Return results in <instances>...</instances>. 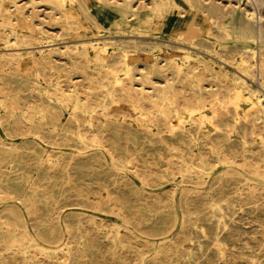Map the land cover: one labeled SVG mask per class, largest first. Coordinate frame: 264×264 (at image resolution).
Segmentation results:
<instances>
[{
	"label": "rangeland",
	"instance_id": "374dc122",
	"mask_svg": "<svg viewBox=\"0 0 264 264\" xmlns=\"http://www.w3.org/2000/svg\"><path fill=\"white\" fill-rule=\"evenodd\" d=\"M238 83L264 0H0V264H264Z\"/></svg>",
	"mask_w": 264,
	"mask_h": 264
},
{
	"label": "bare ground",
	"instance_id": "6f19581e",
	"mask_svg": "<svg viewBox=\"0 0 264 264\" xmlns=\"http://www.w3.org/2000/svg\"><path fill=\"white\" fill-rule=\"evenodd\" d=\"M251 16V15H250ZM258 19V18H257ZM3 20V19H2ZM97 49V48H96ZM101 51V50H100ZM94 52V51H93ZM98 52V51H97ZM98 54V53H97ZM95 57V56H94ZM129 55H124V60L125 61H127V59H129ZM123 58V57H122ZM94 59V58H93ZM252 59V58H251ZM102 60V59H101ZM100 60V61H101ZM250 60V59H249ZM254 63V62H253ZM252 63V64H253ZM103 65H104V63H103ZM106 65V64H105ZM178 66V65H177ZM246 66V65H245ZM244 65H243V67H245ZM174 68V67H173ZM110 71H112V70H110ZM246 76V75H245ZM113 79V78H112ZM119 79V78H118ZM117 80V79H116ZM114 82V81H113ZM116 82V81H115ZM236 82V81H235ZM242 82V81H241ZM118 83V82H117ZM116 83V84H117ZM233 84V83H232ZM245 87V86H244ZM243 87V85L242 84H237V85H235V86H233V93H234V95L236 96V98H243V99H245V100H249L250 101V111H252L253 112V115H255L256 116V111H257V109H258V107L259 106H261L262 107V109L264 110V89L262 90V91H260L261 93L259 94V92H258V94L259 95H255L254 96V94L252 93V92H250V90L248 91V90H246L245 88ZM172 88V87H171ZM141 89V88H140ZM231 90V89H230ZM144 92V91H143ZM229 92H231V91H229ZM130 94V93H129ZM232 94V93H231ZM233 95V94H232ZM151 100H152V98H151ZM219 100V99H218ZM159 103V102H158ZM135 104V103H134ZM156 105V104H155ZM200 106V105H199ZM238 106V105H237ZM260 107V108H261ZM202 109V108H201ZM247 109V108H246ZM245 109V110H246ZM261 109V110H262ZM190 110V112L191 111H193L192 110V108H190L189 109ZM236 110V109H235ZM262 110V111H263ZM199 111V110H198ZM189 112V111H188ZM260 112V111H259ZM196 113V112H195ZM235 113V112H234ZM189 114H192V113H189ZM199 114V113H198ZM236 114V113H235ZM259 116V115H258ZM260 118V117H259ZM264 118V117H263ZM255 119H257V118H255ZM252 120V119H251ZM257 120H259V119H257ZM261 120H262V118H261ZM258 122H260V121H258Z\"/></svg>",
	"mask_w": 264,
	"mask_h": 264
}]
</instances>
